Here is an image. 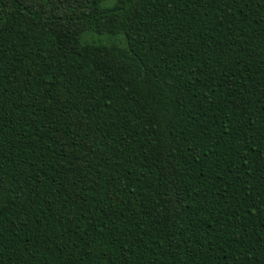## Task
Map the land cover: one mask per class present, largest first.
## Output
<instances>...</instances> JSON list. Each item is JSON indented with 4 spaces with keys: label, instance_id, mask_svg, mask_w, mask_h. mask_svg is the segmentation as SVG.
Listing matches in <instances>:
<instances>
[{
    "label": "trees",
    "instance_id": "obj_1",
    "mask_svg": "<svg viewBox=\"0 0 264 264\" xmlns=\"http://www.w3.org/2000/svg\"><path fill=\"white\" fill-rule=\"evenodd\" d=\"M0 264H264V0H0Z\"/></svg>",
    "mask_w": 264,
    "mask_h": 264
},
{
    "label": "rangeland",
    "instance_id": "obj_2",
    "mask_svg": "<svg viewBox=\"0 0 264 264\" xmlns=\"http://www.w3.org/2000/svg\"><path fill=\"white\" fill-rule=\"evenodd\" d=\"M93 41L108 43L110 41L114 42L115 40L113 38H108L105 36L104 37L94 36Z\"/></svg>",
    "mask_w": 264,
    "mask_h": 264
}]
</instances>
